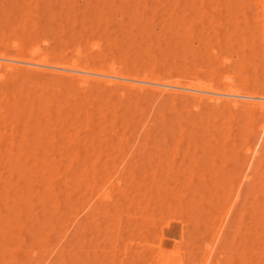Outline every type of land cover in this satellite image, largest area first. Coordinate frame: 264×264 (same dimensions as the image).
<instances>
[{"label":"rangeland","instance_id":"1","mask_svg":"<svg viewBox=\"0 0 264 264\" xmlns=\"http://www.w3.org/2000/svg\"><path fill=\"white\" fill-rule=\"evenodd\" d=\"M262 20L264 0H0V51L259 89ZM26 82L0 69V264H264V120Z\"/></svg>","mask_w":264,"mask_h":264},{"label":"bare ground","instance_id":"2","mask_svg":"<svg viewBox=\"0 0 264 264\" xmlns=\"http://www.w3.org/2000/svg\"><path fill=\"white\" fill-rule=\"evenodd\" d=\"M219 34H221V32ZM27 39L31 41L32 35H27ZM29 52H31L30 57L25 58L20 54H12L11 52L0 51V69L4 68V71H6L7 74L9 73L12 83L27 80V82L30 81L29 83H32L33 86H37V88L40 89L55 86L60 90H65V88L67 87H75L80 91L79 93L81 95L80 97L78 95L79 93L77 94L79 96V104L84 107H86V105L88 106L89 104L92 105L91 111H95V106L97 105V102L95 101L98 97L113 100L116 97H121L123 99V97H125L127 93L131 95H135L137 93L136 96H138L139 93V97H143V95L151 93V95L157 94L158 98L160 96H168L170 99V97L172 96L173 103L176 102L174 101L175 99L182 100L183 102L184 100L192 99L195 100L196 104L194 105L196 108H198L200 104L203 105L202 103H205L207 107L209 105L214 109L216 108L217 111L219 109H223V111H225L226 109L227 112H229L228 110H230L231 113L232 111H239L241 109V106H243L244 108H242L244 110L245 108L247 109V111L245 110L246 114L249 113V115L256 117L255 120L257 122H259L260 120H264V88L252 89L253 87H251L250 84H244L243 86H240L236 84L229 75L226 74V71L221 74H225V76H221L222 78H220L221 80L219 81V84L217 86L213 84L207 86H193L190 84H180L178 82H168L164 77H161V75L159 76V74H155L154 72L145 71L142 73L139 70L133 72H125V70L116 68L114 66H112L108 72H103L102 70L92 68L89 62H86L84 64L75 63L67 66L63 62L57 61L56 57L45 56L39 52L38 54L34 53L33 51ZM6 86L3 85L2 89L3 87L7 89ZM2 89H0V97L2 95L5 96L3 97V99L6 100L7 103H9V93H7L5 89ZM128 97H130V95ZM14 98L15 96H13V100L15 102ZM134 99L137 98L135 97ZM93 100V103H95L96 105L92 103ZM124 101H127V99ZM79 104H74V107H78ZM99 105L100 104L98 103V107L101 106ZM65 109L67 108H64L62 110ZM124 109L119 108L120 111H123ZM243 109L242 111H244ZM240 112H238V114ZM120 113L118 111L115 114H117V116L123 114ZM240 115L241 113L237 116ZM103 117H105V115ZM88 118L89 117H87V119ZM105 120L104 123H107L108 121ZM117 123L118 118L116 117L112 120L111 124L117 125ZM126 134H124V136ZM259 138L260 137L258 136L256 141ZM220 229L218 230V235L216 234L217 236H215L217 238H219V232H221ZM211 247H213V243L210 248ZM210 251H212V249H210ZM208 257L209 256H207V258Z\"/></svg>","mask_w":264,"mask_h":264}]
</instances>
